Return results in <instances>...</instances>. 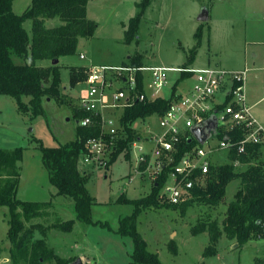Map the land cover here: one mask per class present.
<instances>
[{
  "label": "rangeland",
  "instance_id": "374dc122",
  "mask_svg": "<svg viewBox=\"0 0 264 264\" xmlns=\"http://www.w3.org/2000/svg\"><path fill=\"white\" fill-rule=\"evenodd\" d=\"M144 0H89L88 18L97 22L98 29L89 39H80L77 53L61 59V95L69 104L57 99L44 102V115L32 118L21 113L17 102L10 96H0V149L23 148L19 167L21 181L17 198L29 202H53L47 217L28 223L46 226L76 219L74 200L58 196L51 185L49 174L42 162L38 141L46 147H60L76 139L79 125L74 111L88 92V84L71 86L73 68L123 67L132 57L141 55L145 67H166L170 71V88L160 95L169 97L171 87L183 72H195L214 68L222 70H248L246 77L247 104L253 115L264 125V0H152L144 12ZM32 0H16L13 10L21 15ZM207 9L210 19L200 22L202 11ZM142 15L139 38L126 43V33L132 19ZM63 24L60 18L47 19L48 28ZM203 26L201 46L196 34ZM32 35V21L24 24ZM194 62L191 64L193 51ZM84 56V58H81ZM50 61H39L45 67ZM150 78V72H146ZM194 79L183 82L182 88L192 86ZM66 100V99H65ZM225 100L220 94L219 102ZM28 102V99H25ZM122 113V110L121 112ZM119 116V114H118ZM117 116V118H118ZM142 136L159 129L158 116L134 124ZM215 137L210 145H217ZM264 159V157H263ZM212 163H229L228 151H217ZM135 159L129 161L122 154L109 170L92 168L80 163L82 172L88 171L90 193L96 198L93 218L108 224L106 227L86 226L77 222L72 233L52 230L48 241L56 253L64 259L81 258L84 264H132L134 241L117 233L120 221L133 215L134 206L120 203L122 194L138 199L151 193L152 183L135 172ZM239 171L245 170L236 164ZM142 178V179H141ZM241 188L236 179L227 187L225 201L218 207L195 205L185 215L174 209H144L137 218L138 232L148 243L150 252L156 253L162 264H264V240L255 239L239 247V244L223 236L217 245V254L205 257L211 245L208 232L193 233L200 222L222 223L230 203ZM9 209L0 208V250L3 258H9L11 243L8 239ZM38 238L41 235L38 234ZM177 245L175 255L171 243ZM7 264V263H5Z\"/></svg>",
  "mask_w": 264,
  "mask_h": 264
},
{
  "label": "trees",
  "instance_id": "16d2710c",
  "mask_svg": "<svg viewBox=\"0 0 264 264\" xmlns=\"http://www.w3.org/2000/svg\"><path fill=\"white\" fill-rule=\"evenodd\" d=\"M16 0H0V96H10L17 102L19 110L25 115L37 118L44 115V102L54 100L60 104H69L70 101L61 95V69L60 61L67 56L77 53L80 39L92 38L97 29V22L88 18L89 0H32L28 9L21 15L14 12ZM152 0H144L141 4L145 12ZM60 18L63 24L59 27L48 28L47 19ZM142 15L131 20L126 33V43L130 44L139 38V26ZM32 21V35L28 33L24 24ZM203 26L196 34L198 46H201ZM193 51L190 63L194 62ZM54 60H59L57 65ZM39 61H50L42 67ZM136 68L145 67L141 55L131 58L125 66ZM89 68H73L71 72V86L76 87L86 82ZM193 76L192 72H183L174 84L172 95L168 98H159L155 101H146L125 109L121 123L124 126L126 139L119 141L110 167L124 154L130 161L132 145L143 138L134 127L139 121H145L153 116H164L171 102L176 99L180 85ZM145 77L139 73V90L145 92ZM235 84V87H238ZM28 99V102L25 101ZM66 99V100H65ZM231 97L221 106L223 110ZM90 114L80 107L75 109L74 116L79 122ZM101 128L98 124L84 127L78 125L76 139L60 147H46L39 140L38 146L42 154V162L49 174L52 186L57 189L58 196L69 197L74 200L76 219L67 222H57L53 225L42 223L28 226L35 219L47 217L53 202H29L17 198L21 181L19 162L24 155L23 148L15 150L0 149V208L9 209L8 239L11 243L9 249V264H72L77 258L64 259L50 246L48 237L52 230L72 233L77 222L86 226L106 227L109 225L94 220L93 209L97 204L96 198L90 193L88 183L91 175L80 170V159L86 153V143L89 139L98 137ZM228 135L234 142L244 139V132L236 129L230 133L219 130L218 140H224ZM201 145L198 141H184L181 145V156L194 147ZM177 158L176 163L180 159ZM229 163L215 165L211 163L210 172L203 184L196 186L192 197L180 205L163 203L160 197L161 190L168 178L166 170L153 184L150 194L130 199L122 194L120 203L134 206L133 215L124 217L120 221L117 231L122 236H129L134 241L132 264H162L156 253L150 252L148 243L138 232L137 218L144 209H174L185 215L190 207L195 205L218 207L225 201L227 187L238 179L241 188L236 193L235 200L230 203L226 218L222 223L200 222L193 227L194 234L208 232L211 245L206 249L205 257L217 254V245L223 236L239 244L260 239L264 228V144L248 145L246 153L240 154L234 147L228 152ZM236 164L248 166L239 171ZM145 166L142 167L144 169ZM38 234L41 238H38ZM172 251L178 254L177 245L171 243ZM1 257V253H0Z\"/></svg>",
  "mask_w": 264,
  "mask_h": 264
},
{
  "label": "built area",
  "instance_id": "2783aa9c",
  "mask_svg": "<svg viewBox=\"0 0 264 264\" xmlns=\"http://www.w3.org/2000/svg\"><path fill=\"white\" fill-rule=\"evenodd\" d=\"M89 69L86 80L88 92L80 100V108L90 115L79 124L84 127L98 124L101 132L98 137L87 141L86 153L80 163L109 170L119 141L126 139L121 123L122 115L117 118V112L125 111L140 102L168 98L160 93L170 88L171 69L136 68L130 65L93 66ZM146 72H150V78H147ZM139 73L145 77V92L139 90ZM247 73L248 70L229 71L214 68L193 72V85L186 91L178 92L165 115L158 117L159 130H151L148 135L133 143L131 161L135 159L134 170L138 175L150 179L154 184L169 170L160 194L163 203L180 205L191 199V191L206 180L212 163L211 156L215 152H229L237 147L238 152L243 154L246 153L248 145L264 144V125L257 120L247 104ZM235 84L239 86L235 87ZM223 93L225 100L219 102L218 97ZM229 97L231 101L227 107L219 111L218 106L223 105ZM214 113L217 114L218 133L219 130L222 133H230L241 129L244 139L234 142L226 135L217 145H210V141L217 137V134L204 145L194 147L181 156V145L184 141L196 140L192 129L203 124ZM179 156L181 157L176 163ZM260 239L264 240V228ZM5 263L9 264L10 261H0V264Z\"/></svg>",
  "mask_w": 264,
  "mask_h": 264
},
{
  "label": "water",
  "instance_id": "95a60500",
  "mask_svg": "<svg viewBox=\"0 0 264 264\" xmlns=\"http://www.w3.org/2000/svg\"><path fill=\"white\" fill-rule=\"evenodd\" d=\"M209 11L204 9L199 18L200 22H207L209 20ZM59 60H54L53 64L57 65ZM192 133L196 140L204 145L209 139L218 134V119L217 114L214 113L203 124H199L192 129ZM72 264H84L81 258H77Z\"/></svg>",
  "mask_w": 264,
  "mask_h": 264
},
{
  "label": "crops",
  "instance_id": "0c3cea01",
  "mask_svg": "<svg viewBox=\"0 0 264 264\" xmlns=\"http://www.w3.org/2000/svg\"><path fill=\"white\" fill-rule=\"evenodd\" d=\"M25 12V11H24ZM209 17H210V14H209ZM210 19V18H209ZM203 70V69H202ZM247 70V69H246ZM229 71H240V70H229ZM242 71V70H241ZM182 86L183 85H181L180 87H179V89H178V92H183V91H186L187 89H183L182 88ZM121 112V110L120 111H118L117 112V114H116V117L118 116V114H119V116H118V118H120V116L123 114V110H122V113H120ZM152 130H154V131H158L159 129H152ZM139 131V130H138ZM229 157V156H228ZM241 166H243V165H241ZM112 167V166H111ZM243 167H248V166H243ZM247 169V168H246ZM85 172H88V171H85ZM142 179V178H141ZM143 180V182H142V185L143 186H145L147 183H149L148 182V180L151 182V180L150 179H148V178H145V179H142ZM152 183V182H151ZM153 185V184H152ZM9 252V251H8ZM0 253H1V256H2V254H3V252L0 250ZM3 260L5 261V260H9V258L8 257H5V258H3Z\"/></svg>",
  "mask_w": 264,
  "mask_h": 264
}]
</instances>
